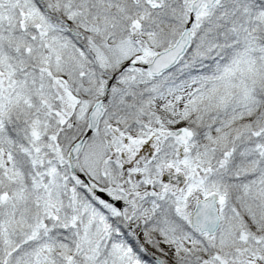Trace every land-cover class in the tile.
<instances>
[{
	"label": "snow or ice",
	"instance_id": "snow-or-ice-1",
	"mask_svg": "<svg viewBox=\"0 0 264 264\" xmlns=\"http://www.w3.org/2000/svg\"><path fill=\"white\" fill-rule=\"evenodd\" d=\"M0 264H264V0H0Z\"/></svg>",
	"mask_w": 264,
	"mask_h": 264
}]
</instances>
